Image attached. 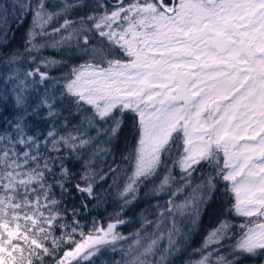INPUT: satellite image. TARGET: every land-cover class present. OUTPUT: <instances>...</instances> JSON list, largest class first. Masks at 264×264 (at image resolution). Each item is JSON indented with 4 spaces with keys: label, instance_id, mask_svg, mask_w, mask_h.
I'll use <instances>...</instances> for the list:
<instances>
[{
    "label": "snow or ice",
    "instance_id": "snow-or-ice-1",
    "mask_svg": "<svg viewBox=\"0 0 264 264\" xmlns=\"http://www.w3.org/2000/svg\"><path fill=\"white\" fill-rule=\"evenodd\" d=\"M18 14L33 26L0 53V264H175L221 182L243 219L185 264H264V0H0V34ZM141 188L156 202L125 236Z\"/></svg>",
    "mask_w": 264,
    "mask_h": 264
},
{
    "label": "trees",
    "instance_id": "trees-1",
    "mask_svg": "<svg viewBox=\"0 0 264 264\" xmlns=\"http://www.w3.org/2000/svg\"><path fill=\"white\" fill-rule=\"evenodd\" d=\"M56 0H49V3H55ZM23 21L22 23L20 21ZM9 23L11 24V29L7 32V36L0 34V53H8V52H24V49L28 43L27 34L32 28V19L29 15L27 18H24L22 15L18 14L14 19H10ZM8 44V47H4V44ZM43 55L54 57L59 59L60 53L51 49H46L43 52ZM82 62V61H81ZM58 74V73H55ZM3 115H7V113H3ZM2 123V121H0ZM43 128V125H41ZM135 127L132 121H127L123 132L119 136V146H116V142H113L112 151L117 160V163H121V157L123 155H127L131 150V147L135 144ZM111 161V157L108 158ZM73 164H76L72 170L75 172H81L82 168L79 164L73 160ZM72 167V165H69ZM100 167H104V165H98L97 170ZM206 171L205 168H201L198 172L193 174V184L199 182L200 175L202 172ZM179 170L177 169V174ZM111 183V179L102 184L100 187L96 188V192L102 193L104 189H107L108 184ZM149 187H151L149 185ZM147 188H141L137 200L128 207V209L124 212L122 218L128 221L122 227H118L117 231L121 234L127 236L130 233L135 232L140 226V213L143 209L149 208L151 204L155 203V199H151L145 196V192ZM224 186L223 182L218 185V190L213 194V198L209 200L205 205L201 208V214L198 218V222L191 226L190 229L186 230L187 236L186 239L182 242V248L184 249L182 252L177 253V258L175 260V264H185L188 259L196 260L199 257L195 255H191L195 252V250L199 249L208 233L212 231L221 220L227 218L232 220L233 223L239 224L243 218L232 216H226L227 210L230 207L229 197H226L224 194ZM167 197H160V202L162 203L164 199ZM80 199L72 198L67 201V207L72 208L73 206H79ZM118 201L115 199H109L106 201L105 205H102L99 209L94 210L90 215L85 214L81 217V223L84 224L85 231L91 227V220L95 217L98 220H103L107 222L108 216L113 211L118 210ZM91 207V205L89 206ZM154 216H149V219H154ZM238 231V229L236 230ZM227 243V242H226ZM111 255V254H109ZM117 258L119 253L116 254ZM107 258V257H106ZM104 258V259H106ZM97 264H103V259L98 261ZM243 264H255L254 261H243Z\"/></svg>",
    "mask_w": 264,
    "mask_h": 264
}]
</instances>
